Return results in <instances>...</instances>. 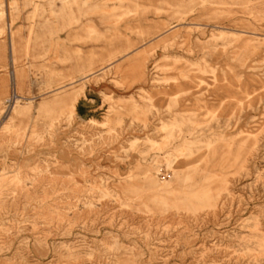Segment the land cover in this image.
Here are the masks:
<instances>
[{"label": "rangeland", "instance_id": "374dc122", "mask_svg": "<svg viewBox=\"0 0 264 264\" xmlns=\"http://www.w3.org/2000/svg\"><path fill=\"white\" fill-rule=\"evenodd\" d=\"M0 264H264V0H0Z\"/></svg>", "mask_w": 264, "mask_h": 264}, {"label": "crops", "instance_id": "0c3cea01", "mask_svg": "<svg viewBox=\"0 0 264 264\" xmlns=\"http://www.w3.org/2000/svg\"><path fill=\"white\" fill-rule=\"evenodd\" d=\"M90 27H91V29H94V30L96 29L95 25H90ZM12 43H13V41H12ZM120 53H121V50H119V49H112V51L111 50L108 51L107 53H105L108 56L106 59H105V54L101 55L102 57H104V62H102V63H105V62H108V61L111 62L112 60L116 59ZM95 68L96 67H94L93 65H90L89 69L84 71V72H82L81 74H85V76L93 74L95 72ZM62 76H65V78H63ZM74 79H75L74 77H70L69 73L61 72L57 76V79L51 81L48 84L47 87H50L48 89H52L53 87H55L57 85H61L62 83H65L67 80L74 81ZM47 87H46V89H47ZM85 90H86L85 85H82L78 89H73L71 91H67L66 93H63L62 95H59L58 97H55L54 99L51 100V102L55 101V100H59V102L62 105L63 109L67 108V107H70V106H73L75 108V110L78 109L83 114H85L86 112H91L93 110V108L91 107V103H89V102H91L94 99L93 98H88L91 95V93L89 91L86 94V98H87L88 102H86L83 99L81 101H79L80 97L83 94H85ZM15 91H17V88H16ZM78 101H79V103H78ZM49 103H50V101H46L43 104L42 108L48 106ZM77 103H78V107H77ZM76 107H77V109H76Z\"/></svg>", "mask_w": 264, "mask_h": 264}, {"label": "bare ground", "instance_id": "6f19581e", "mask_svg": "<svg viewBox=\"0 0 264 264\" xmlns=\"http://www.w3.org/2000/svg\"><path fill=\"white\" fill-rule=\"evenodd\" d=\"M14 95H16V96H20V95L17 93V91H15ZM14 98H15V97H14ZM19 99H20V98H19ZM71 113H74V114H75V108H74V107H72Z\"/></svg>", "mask_w": 264, "mask_h": 264}]
</instances>
